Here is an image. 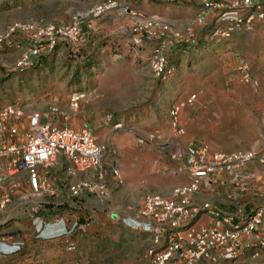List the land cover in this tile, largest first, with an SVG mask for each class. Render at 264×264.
I'll use <instances>...</instances> for the list:
<instances>
[{
	"label": "rangeland",
	"instance_id": "374dc122",
	"mask_svg": "<svg viewBox=\"0 0 264 264\" xmlns=\"http://www.w3.org/2000/svg\"><path fill=\"white\" fill-rule=\"evenodd\" d=\"M134 1L126 3L133 5ZM98 3L20 0L14 7L0 5V34L15 22H36L40 29L54 26L61 30L76 24V33L61 37L51 50L43 41L44 49L23 70L16 68V63L28 52L29 34H16L15 39L24 43L0 51V104L17 103L25 114L46 112L54 106L67 109L71 92H83L77 115L67 122L57 121L89 125L96 140L108 144L102 162L106 196L101 199L86 194L91 200L90 214L85 215L88 226L79 232L75 249L65 255V260L53 264H152L148 256L151 236L141 214L144 199L153 194L169 197L175 185L187 180L173 174L174 162L161 150V143L183 147L203 144L212 152L251 149L264 154V130L260 127L263 97L241 80L236 69L240 56L248 62L253 76L264 78V65L259 62L264 57V29L259 33L255 26L204 49L201 44L211 40L213 26L208 37V25L197 26L198 36L203 37L198 39L197 24L175 15L162 17L172 28L195 35L189 54L174 52L168 56L175 66L173 75L163 80L154 75L149 64L156 41L140 49L131 48L132 29L143 20L122 16L115 9L95 15ZM140 12L145 17L151 15ZM147 44L152 47L147 48ZM166 47L169 54L173 48ZM193 93L198 94L196 102L184 105L178 114L184 134L177 136L171 127L170 107ZM109 115L122 121L123 127L113 129L106 123ZM153 132L161 138L139 142ZM113 166L119 169L121 183L113 178ZM52 177L63 187L92 175H70L66 168ZM109 216H114L115 223ZM199 225L197 222L194 227ZM15 264L51 263L34 257Z\"/></svg>",
	"mask_w": 264,
	"mask_h": 264
},
{
	"label": "built area",
	"instance_id": "2783aa9c",
	"mask_svg": "<svg viewBox=\"0 0 264 264\" xmlns=\"http://www.w3.org/2000/svg\"><path fill=\"white\" fill-rule=\"evenodd\" d=\"M199 1L204 8L199 21L213 10L224 9L210 36L214 41L252 30L256 20L264 19V0H232L229 3ZM112 9L122 16L143 20V24L136 23L138 26L132 29L131 48L140 49L147 42L156 41L152 47L150 67L156 77L163 80L169 78L174 68L169 65L166 46L193 44L194 33H182L172 28L157 14L145 17L140 11H134L126 0H101L93 13L100 15ZM73 32L76 33L75 23L67 30H61L54 26L40 29L36 22H15L0 34V51L20 47L15 35L29 34L28 52L16 63V68L23 70L31 63V58L44 49L43 41L51 50L61 37ZM167 37H170L169 41ZM236 69L245 84L254 91L262 89L264 93V80L253 76L245 59L238 58ZM83 97V92L74 91L69 96L67 109L54 106L46 112L31 111L26 114L17 103L0 104V214L9 206H17L30 216L34 225L40 224L35 228L36 232H40L44 221L39 214L49 213V225H55L63 218L59 213L49 212V204H67L77 208V200L82 192L101 199L106 196L102 162L108 151L107 142H98L88 125L74 129L66 123L60 126L54 124L57 118L67 122L76 116ZM197 97L198 94L193 93L184 102L172 103L170 117L175 135L184 134V129L177 121L180 109L184 105L194 104ZM22 118L26 121L24 128H20ZM105 119L113 129H120L124 125L120 120L113 121L110 115ZM260 127L264 130V106ZM160 138V134L153 132L141 137L139 142L148 143ZM160 148L174 162L173 174L183 175L187 180L175 185L169 197L153 194L144 199L141 214L151 235L148 256L152 264H200L203 261H215L218 257L233 260L246 249H252L253 256L258 254V250H264V229H260L264 218L263 207L255 208L248 214L240 207L233 212L222 213L213 202L194 203L195 195L203 189L213 190L227 181L228 185L245 190L244 169L247 163H264V154L251 149L212 152L203 144L183 147L161 143ZM58 158L64 160L70 175L85 173L92 177L66 184L60 192L51 189L45 176ZM111 173L115 181L121 183V174L116 166L112 167ZM261 191L264 192V186ZM227 199L235 202L231 194L227 193ZM201 215L213 218L214 223L194 227ZM69 233L61 235L68 237ZM14 236L17 239L12 249H0V255L17 253L23 244L21 234L0 232V242H7ZM68 249H73V246Z\"/></svg>",
	"mask_w": 264,
	"mask_h": 264
},
{
	"label": "crops",
	"instance_id": "0c3cea01",
	"mask_svg": "<svg viewBox=\"0 0 264 264\" xmlns=\"http://www.w3.org/2000/svg\"><path fill=\"white\" fill-rule=\"evenodd\" d=\"M76 1L81 3H93L101 0ZM214 1L219 3H229L232 0ZM129 6L132 9L143 11L146 14H157L161 17H164L165 19H167L168 17H173L172 15H175L176 17H179L181 19L187 18L188 22L192 21L194 24H197L195 27V34L197 38L199 37L198 39H203V37L198 36L197 26L208 25L207 28L209 31H205V33L207 32L205 37H208L211 32L212 26H216L220 14L224 11V9L213 10L212 13L203 18V20L199 21V15L204 9L199 0H170L167 2H157L155 0H136L134 1L133 5ZM255 26H258L259 33L260 31H263L264 19L256 20L253 27ZM239 33L243 34L245 33V31ZM151 45L152 44H147L146 46L147 48H151L152 46H154ZM191 47L192 46L179 48L173 46V49L168 55L171 57L174 52V55H176V52L189 54ZM238 58L242 57L239 56ZM172 60L169 62V65L174 67L175 65ZM259 62L264 65V57H261V61ZM260 80H264V78H261ZM257 92L262 95L264 106V93L262 89H259ZM54 124L57 126L63 125L62 122L59 123L58 121L54 122ZM70 125L69 126L74 129L81 128L75 121L71 122ZM20 128H24V125H22V123H20ZM260 165L262 166L264 165V163H259L256 161L247 163L244 169V173L246 174V178L244 180V184L246 186L245 190H241L236 186L233 187L231 185H228L227 181L225 185L220 184L213 190L203 189L200 193L195 195L194 203L200 204L205 201L213 202L221 209L222 213L233 212L237 207H240L245 214L250 213L253 209L258 207L264 208V192L261 191L262 187L264 186V171H260L261 169H264V167L261 168ZM66 168L67 165L62 158H58L50 167V170L49 172H47L45 177L51 189L55 191L59 190V192L62 191L63 187H61V184L55 181V178L53 179L52 176L53 173H61ZM227 193L234 196L235 202L233 200L230 201L227 199ZM86 194L87 193L85 192H82L80 194V197L77 200V202L80 203V207H77L78 209L72 210V208H70L72 206L69 207L67 205L68 207L66 206V209L63 212L64 214L62 215V220L55 225L48 224L47 221H49L50 218L49 213H42L43 215L39 214V216H41L44 221L43 225H41L40 232L35 231V228L40 225L39 223L37 225H34L33 220L28 214L20 210L17 206H9L3 213L0 214V232L10 231L21 234L20 238L22 239L23 244L20 248L21 252L13 255H2L0 256V262L2 261L4 264V262L10 261L11 257L15 258L14 261L18 262L21 260H25L26 258L30 259L34 257H43L44 261H49V263L51 264L55 263L57 260H65L64 257L67 252L63 250V248L59 245V241L55 238L65 232L73 231L75 234H79L80 230L83 231L85 229V226H88L85 215L90 214L89 210L91 209V200L89 197H87ZM109 218L114 222V216L113 218L112 216H109ZM197 222L201 223V225L207 226L212 225L214 223V220L209 216L201 215L195 221V223ZM260 229H264V218L263 222L260 225ZM143 233L145 232L143 231ZM16 239L17 237L14 236L7 240V242H0V249L10 251L12 249V244ZM57 249H59V254L57 253ZM51 257H53L54 259L51 260ZM13 264L15 263L13 262ZM200 264H264V250H258V254L256 256H253V250L246 249L233 260H226L218 257L215 261H203Z\"/></svg>",
	"mask_w": 264,
	"mask_h": 264
},
{
	"label": "trees",
	"instance_id": "16d2710c",
	"mask_svg": "<svg viewBox=\"0 0 264 264\" xmlns=\"http://www.w3.org/2000/svg\"><path fill=\"white\" fill-rule=\"evenodd\" d=\"M1 6L4 8V7H14L16 6L18 3H20V0H1ZM36 1H39V0H21V2H28V3H34ZM0 6V7H1ZM236 34H239V33H235ZM16 36V35H15ZM233 36V35H232ZM232 36L228 37V38H223L221 41H227L229 39L232 38ZM15 38V37H14ZM16 40V39H15ZM17 41V44L20 46L24 43V41L22 40H16ZM216 43V41H211V40H207L206 44L205 43H202L201 46H203V48L205 49L206 47H209L212 43ZM188 46H193V44H190V45H187V44H182L180 46L181 47H188ZM195 47L196 46H199L197 44L194 45ZM212 46V45H211ZM210 46V47H211ZM15 48H18L17 46L13 47V49ZM171 66V65H170ZM173 75V72L170 74L169 78ZM75 91V90H74ZM72 91V92H74ZM77 91V90H76ZM71 92V93H72ZM113 121L115 120H119L118 118H112ZM122 122V121H121ZM66 206L67 204H59V205H54V204H49L48 205V211L51 212V213H59L60 215H63L64 213V210L66 209ZM68 207V206H67ZM70 207V206H69ZM80 207V203L78 202V208ZM73 209H78V208H74V207H70ZM82 230H80L81 232ZM78 234H75L73 231L69 233V236L68 237H65V236H57L55 239H57L59 241V245L63 248L64 251H66L67 253H70L72 252L74 249H75V246H76V243H75V238L77 237ZM70 246H73V249L69 250L68 248ZM21 252V250H19L17 253ZM17 253H14V254H17ZM10 255H13V254H10ZM2 256V255H0ZM15 258L11 257L10 261L8 262H4V264H13L18 262V261H14ZM0 264H3V262L1 261Z\"/></svg>",
	"mask_w": 264,
	"mask_h": 264
}]
</instances>
